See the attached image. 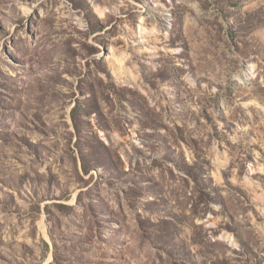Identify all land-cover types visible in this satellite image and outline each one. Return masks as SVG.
<instances>
[{"label": "rangeland", "instance_id": "rangeland-1", "mask_svg": "<svg viewBox=\"0 0 264 264\" xmlns=\"http://www.w3.org/2000/svg\"><path fill=\"white\" fill-rule=\"evenodd\" d=\"M0 264H264V0H0Z\"/></svg>", "mask_w": 264, "mask_h": 264}]
</instances>
